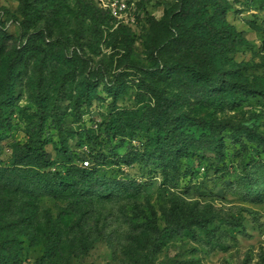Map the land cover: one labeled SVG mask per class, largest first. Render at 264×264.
I'll use <instances>...</instances> for the list:
<instances>
[{
  "label": "rangeland",
  "instance_id": "1",
  "mask_svg": "<svg viewBox=\"0 0 264 264\" xmlns=\"http://www.w3.org/2000/svg\"><path fill=\"white\" fill-rule=\"evenodd\" d=\"M211 1L232 52L189 35ZM0 35L19 70L0 161L41 136L45 171L74 178L0 186L17 264H264V0H0Z\"/></svg>",
  "mask_w": 264,
  "mask_h": 264
},
{
  "label": "trees",
  "instance_id": "2",
  "mask_svg": "<svg viewBox=\"0 0 264 264\" xmlns=\"http://www.w3.org/2000/svg\"><path fill=\"white\" fill-rule=\"evenodd\" d=\"M214 5L217 8H221L217 1H211L210 3H198V6H202V9L198 7L197 12L200 14H194L191 18L193 25L189 28L190 36L194 34V31H205L210 35L212 43L216 44V47L220 52L234 51L235 47L239 45L236 37V31L228 28L224 25H218L215 22L214 15L203 16V10L209 6ZM6 41L3 35H0V129L5 127L10 121V117L6 116L8 109L12 106L11 101L14 95V82L16 79V73L18 70V59L15 56H7L6 51L4 57L2 53L5 47ZM222 84L221 79H214L212 82L213 88L218 89ZM37 99H41L42 96L39 93H34ZM41 116L44 114L43 105H39ZM171 124V123H169ZM169 124L168 129H169ZM190 152L189 149L184 151V154L188 157ZM92 156L91 167H77L75 174L78 177H82L86 180V187L92 179L96 178V168H98L103 162V156L100 152L94 153L89 150V155ZM14 160L10 165H3L0 161V186L4 189L12 190L15 192L22 193L23 195L31 196L37 194H49L56 196L60 186L65 184H73V179H63L62 177H56L50 175L45 169L49 166V162L45 158V149L41 136H37L31 139L26 144L17 143L15 146ZM24 158H30L34 161L32 164L23 163ZM91 158V157H90ZM89 161V160H88ZM72 162V160H71ZM70 174V173H69ZM2 218V217H1ZM200 221V220H199ZM49 234L51 237H55L56 229L52 225L51 220L48 222ZM157 232H162L156 224H154ZM168 230L166 228L162 229ZM5 224H0V264H17L18 255L16 256V249L21 246L20 240L16 236L6 237ZM12 244V245H11ZM20 244V245H19ZM18 246V247H17Z\"/></svg>",
  "mask_w": 264,
  "mask_h": 264
},
{
  "label": "built area",
  "instance_id": "3",
  "mask_svg": "<svg viewBox=\"0 0 264 264\" xmlns=\"http://www.w3.org/2000/svg\"><path fill=\"white\" fill-rule=\"evenodd\" d=\"M84 163H85V166H87L89 164V161L86 160V161H84Z\"/></svg>",
  "mask_w": 264,
  "mask_h": 264
}]
</instances>
